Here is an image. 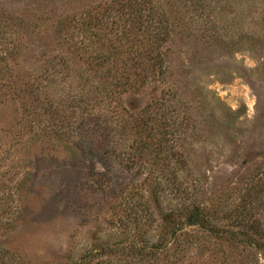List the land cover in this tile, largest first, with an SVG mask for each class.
I'll use <instances>...</instances> for the list:
<instances>
[{
    "label": "trees",
    "instance_id": "1",
    "mask_svg": "<svg viewBox=\"0 0 264 264\" xmlns=\"http://www.w3.org/2000/svg\"><path fill=\"white\" fill-rule=\"evenodd\" d=\"M72 12L55 22L63 51L41 53L40 65L32 72L21 63V43L3 41L13 33L10 28H25L24 19L0 13V65L9 78L0 84V105L18 103L31 132L37 129L33 138L75 145L81 141L96 162L132 165L129 168L146 174L137 186L154 220L141 218L144 244L137 246L158 255L156 264L202 257L211 245L208 257L219 263L220 253L234 259L235 251L264 259V224L254 217L255 208L264 204V162L243 183L245 205L236 220L222 222L215 211L212 217L204 181L183 151L182 143L198 132L191 114L195 104L187 82L172 80L168 47L179 35L237 62L242 50L264 52V0H91ZM72 58L82 62L81 71L73 67ZM167 83L172 88L156 87ZM151 86L156 94L143 107L126 98ZM202 100L197 98L200 104ZM237 118L227 116L229 121ZM108 166L106 172L96 171V183H104ZM21 186L19 181L18 190Z\"/></svg>",
    "mask_w": 264,
    "mask_h": 264
},
{
    "label": "rangeland",
    "instance_id": "2",
    "mask_svg": "<svg viewBox=\"0 0 264 264\" xmlns=\"http://www.w3.org/2000/svg\"><path fill=\"white\" fill-rule=\"evenodd\" d=\"M90 1L0 0V13L8 11L25 21L23 30L10 28L13 33L3 41L7 38L13 46L16 39L21 43V63L32 72L40 65L41 53L63 51L57 45L56 20ZM168 47L172 80L187 82L184 86L190 87L195 104L191 114L198 132L182 143L185 158L204 181V199L212 217L216 214L222 222H234L245 205L240 194L243 183L264 162V52L242 50L237 62L231 55L209 53L179 35ZM71 63L76 71L82 70L78 59L72 58ZM1 67L3 84L9 78ZM169 83L156 87L168 90ZM152 94H156L154 86L126 98L143 107ZM198 97H203L201 104ZM227 116L238 118L229 121ZM35 131L31 132L18 103L0 105V212H5L0 217V264H156L158 255L137 246L144 244L141 218L154 220L137 186L146 174L129 168L132 165L96 162L88 144L81 141L75 145L33 138ZM106 166L104 183H96V171L106 172ZM254 212L264 224V204ZM212 248L180 264H264L263 258L252 260L240 251H235L234 259L220 253L219 263L208 257Z\"/></svg>",
    "mask_w": 264,
    "mask_h": 264
}]
</instances>
